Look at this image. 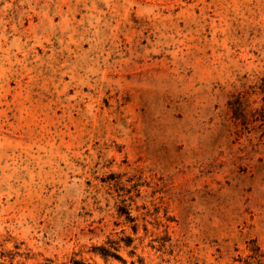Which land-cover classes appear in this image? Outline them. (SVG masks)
Listing matches in <instances>:
<instances>
[{
  "label": "rangeland",
  "instance_id": "rangeland-1",
  "mask_svg": "<svg viewBox=\"0 0 264 264\" xmlns=\"http://www.w3.org/2000/svg\"><path fill=\"white\" fill-rule=\"evenodd\" d=\"M75 260L264 264V0H0V263Z\"/></svg>",
  "mask_w": 264,
  "mask_h": 264
},
{
  "label": "trees",
  "instance_id": "trees-1",
  "mask_svg": "<svg viewBox=\"0 0 264 264\" xmlns=\"http://www.w3.org/2000/svg\"><path fill=\"white\" fill-rule=\"evenodd\" d=\"M136 230V228H134ZM123 242L125 246H130L133 242V239L129 236H126L125 238H120L119 240L114 239H108L106 241L107 245H101L93 248V252L95 254H99L104 259H108L110 257H115L118 259H121L120 256L117 254V250L120 248V242ZM131 253L133 254L134 251L132 250ZM2 256H4V253L1 252ZM75 264H80L77 260L74 261ZM0 264H4L1 262ZM11 264V263H10ZM132 264H135V261H132ZM258 264H262L260 260L258 261Z\"/></svg>",
  "mask_w": 264,
  "mask_h": 264
}]
</instances>
